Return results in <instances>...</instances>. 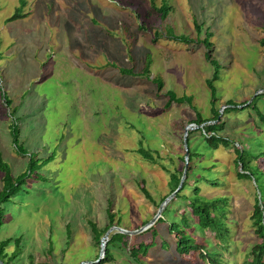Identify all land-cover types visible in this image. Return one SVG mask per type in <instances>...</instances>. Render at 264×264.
Wrapping results in <instances>:
<instances>
[{"label": "rangeland", "instance_id": "374dc122", "mask_svg": "<svg viewBox=\"0 0 264 264\" xmlns=\"http://www.w3.org/2000/svg\"><path fill=\"white\" fill-rule=\"evenodd\" d=\"M165 1L169 10L161 19L153 8L160 0H26V15L6 22L18 0H0V154L13 176L25 171L30 155L36 163L3 205L0 241L20 238V251L7 264H88L100 259V241L105 243L116 231L95 244L87 221L105 226L109 206L118 227L143 226L168 190L162 164L180 168L178 157L185 159V126L193 132L191 143L202 151L199 133L189 120L195 111L209 116L205 80L212 67L201 44L175 41L167 36L169 28L192 39L203 38L204 28L212 33L211 55L220 64L213 82L214 107L220 113L227 101L244 100L264 112V51L258 43L264 34L263 0ZM194 22L202 25L198 33ZM147 59L146 75L141 69ZM152 77L162 79L160 90ZM166 90L190 96V102H172L165 109ZM248 112L252 114V108L226 112L221 134L237 141L238 148L255 150L257 146L250 145L256 136L255 116ZM14 120L21 152L9 134ZM139 147L156 150L159 160L144 159L136 152ZM202 154L198 165H213L205 173L221 184L200 182L201 193L227 197V217L233 224L223 257L239 263L254 240L249 219L253 182L235 177L231 150L219 146ZM172 206L166 202L159 217H169ZM141 232L128 235V244L145 240L148 234ZM163 236L167 250L157 236L144 257L133 261L127 247H111L113 259L103 264L193 263L175 254L171 235ZM16 248L10 242L5 252Z\"/></svg>", "mask_w": 264, "mask_h": 264}, {"label": "trees", "instance_id": "16d2710c", "mask_svg": "<svg viewBox=\"0 0 264 264\" xmlns=\"http://www.w3.org/2000/svg\"><path fill=\"white\" fill-rule=\"evenodd\" d=\"M150 2H152V0H150ZM25 4L26 0H18V7L9 17L5 19V21L7 22L17 18H23L26 15V13L22 12ZM153 8L159 13L161 19H164L166 17L169 10V6L168 4H166L165 0H160V5L158 7L153 6ZM193 26L195 27L197 33L201 31V24H197L196 22H194ZM262 29L264 32V23L262 25ZM203 35V38L196 37L195 39H192L184 34H174L172 33L170 28L167 34L169 38L181 43H192L195 41L196 44H201L205 49L203 52L204 58L212 67L210 78L205 80L206 86L209 91V116L208 118H204L198 111H195L194 118L190 119L189 123L197 126L202 124L201 127L196 128V131L199 133V138L197 140L198 143H200L202 146V151L204 149L213 151L219 146H222L224 149L226 148L231 150L233 154L232 164L236 167L235 177L237 179L253 181L255 193L251 205L249 219L251 221L254 240L244 252L240 262H233V264H264V112L255 108V106L252 105L251 102L249 104H245L246 100L238 103L227 101L225 104L228 106H225L222 109L221 113L217 108L214 107V101L216 99V89L213 82L218 78L220 64L211 55L212 43L210 41V37L212 33L208 30V28H204ZM258 43L264 51V34L259 39ZM148 66L149 59H147L144 63L141 69L142 73H145L147 75ZM150 80L155 85L156 89L160 90L162 88L163 81L160 77H152ZM165 95L167 97L164 104L165 109L168 108L172 102H190V96H178L171 90H166ZM3 102L5 106H8V99L4 97ZM237 104L245 105L236 107ZM247 107L252 108V114L255 116V118H252V128H254L256 136L250 143V145L252 144L257 146L255 150L242 146L238 148L234 146V143L237 141L232 140L227 135L221 134L225 129V120L223 119V115H225V113L228 111H242ZM12 112L13 110L9 112V115ZM250 114L251 112H248L249 117L253 116L252 114ZM192 133V130L186 133L187 154L185 155V159L180 156L178 157V160L181 162V167L168 169V166L162 164V168L167 172L168 190L164 195L160 197L158 204L155 203L156 208L166 196H168L172 191L175 190L185 165V172L181 186L176 191V193L167 201V205H173L169 217H158L153 222V224H151L141 232L147 233V238L132 245L128 244V235L119 232H111L109 234V238L104 244L102 257L98 259L97 262H92L89 264H103L105 262L112 261L113 257L111 253V247H115L117 249H123L127 247L130 257L133 259V261H136V259H138L140 255L144 257L147 254V250L150 248L152 243H156L157 236H160V238L162 239L161 243H165L166 248L164 249L167 250V246L169 243L163 236L164 232L166 233V235L172 236L173 251L175 252V254L180 257H187L185 260H187L188 263L190 261L193 262L192 264L232 263L229 262L228 259H225L223 257V252L229 250V242L231 240L233 224V222L227 217V213H229L228 199L224 195L207 196L206 194L201 193L199 184L200 182L202 183V185L208 184L214 187H216L215 185H220L221 182L216 180V178H210L208 176L209 173H205V171H211L213 165H198V160L203 154L202 151L197 149L195 144L191 143ZM9 134L17 151L21 152L23 150L22 145H16V143L18 142L19 131L15 120L12 121L10 125ZM136 152L149 162H154L156 161V159L159 160L158 158H160L156 150H153L151 152V150L147 148L144 149L139 147L136 149ZM168 158L170 159V157ZM259 161H261V166L259 165ZM34 167H36L35 159L31 158L30 155L25 171L19 173L16 176H13L8 164L2 159L0 154V226L5 219L3 205L18 192L20 187L30 176V173L34 169ZM199 167L201 168V172L197 170ZM202 171L204 173H202ZM137 185L139 186V190L144 195V197L149 199L153 203L148 191L143 186L142 181H137ZM185 189H188V191L184 192ZM165 210H167V207L165 208ZM165 210L163 212H165ZM105 213L107 223L101 228L97 227L95 223L87 221L90 228L92 240L95 244H98L99 238L110 226L119 225V219L114 220L115 214L111 212L109 206L105 208ZM173 217H178V221H172ZM189 230H197L200 234H192ZM66 231L68 235L69 233L67 230V226ZM204 233L206 236L203 235ZM137 235L138 234H135L133 237H136ZM10 242H13L17 248L16 250L10 252L9 255H7V253L5 252V247ZM19 243V237H7L0 241V261L3 264H7L9 260H12L17 256L20 251ZM158 245L159 241H157V246ZM5 258H7V262L3 261ZM94 258H97L96 254L94 255ZM29 264L32 263L29 262Z\"/></svg>", "mask_w": 264, "mask_h": 264}, {"label": "water", "instance_id": "95a60500", "mask_svg": "<svg viewBox=\"0 0 264 264\" xmlns=\"http://www.w3.org/2000/svg\"><path fill=\"white\" fill-rule=\"evenodd\" d=\"M226 106V105H225ZM240 107V106H239ZM202 124L200 125H195V127H201ZM187 128L188 126H185L184 127V131H183V134H182V144H183V148L185 150V155L187 154L186 153V133H187ZM184 172H185V165H184V168L182 170V174H181V177L179 179V182L177 184V187L175 188L174 191H172L168 196H166L161 202L160 204L158 205L157 209H156V212L155 214L153 215V217L146 223H144L143 226L139 227L138 229H135V230H127V229H124V228H121V227H118V226H115V225H112L110 226L106 231L105 233L102 235V238H105V236H107V234L114 230L116 232H119V233H123V234H126V235H132V234H135V233H138L140 231H143L145 230L147 227H149L151 224H153V222L159 217V213L162 209V206L176 193V191L180 188L181 186V183L183 181V177H184ZM253 182V181H252ZM100 251L102 252L103 248H104V243L100 241ZM99 259V257L97 258L96 261L94 262H97ZM91 263V262H88V264ZM0 264H3L1 261H0Z\"/></svg>", "mask_w": 264, "mask_h": 264}, {"label": "bare ground", "instance_id": "6f19581e", "mask_svg": "<svg viewBox=\"0 0 264 264\" xmlns=\"http://www.w3.org/2000/svg\"><path fill=\"white\" fill-rule=\"evenodd\" d=\"M108 235V234H107ZM105 244V243H104Z\"/></svg>", "mask_w": 264, "mask_h": 264}]
</instances>
